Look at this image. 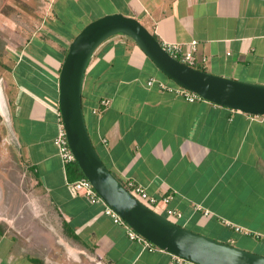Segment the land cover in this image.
I'll return each instance as SVG.
<instances>
[{
  "label": "crops",
  "instance_id": "crops-1",
  "mask_svg": "<svg viewBox=\"0 0 264 264\" xmlns=\"http://www.w3.org/2000/svg\"><path fill=\"white\" fill-rule=\"evenodd\" d=\"M50 5L52 28L62 39L31 38L6 88L12 129L41 191L47 225L101 264H177L174 254L131 239L103 202L70 187L54 144L63 49L90 21L121 12L138 18L162 44L197 40L196 67L264 84V0H51ZM159 73L132 38L116 34L97 48L82 99L100 156L122 182L134 179L150 194L169 198L161 207L180 212L172 217L177 223L198 232L219 223L229 229L220 240L234 245L231 231L264 239V115L204 98L189 101L157 83L148 86L156 78L177 87ZM102 100L110 103L104 107ZM248 215L262 223L260 230L243 223ZM6 223L0 222V264H37L34 259L48 264L34 240Z\"/></svg>",
  "mask_w": 264,
  "mask_h": 264
},
{
  "label": "water",
  "instance_id": "water-1",
  "mask_svg": "<svg viewBox=\"0 0 264 264\" xmlns=\"http://www.w3.org/2000/svg\"><path fill=\"white\" fill-rule=\"evenodd\" d=\"M132 38L175 84L219 105L264 115V84L190 66L172 56L136 17L121 12L87 23L73 38L59 73V110L69 146L83 174L104 202L157 247L196 264H264V254L190 229L152 209L124 185L100 156L86 123L83 82L90 59L107 39Z\"/></svg>",
  "mask_w": 264,
  "mask_h": 264
},
{
  "label": "rangeland",
  "instance_id": "rangeland-1",
  "mask_svg": "<svg viewBox=\"0 0 264 264\" xmlns=\"http://www.w3.org/2000/svg\"><path fill=\"white\" fill-rule=\"evenodd\" d=\"M50 3L51 0H0V39L4 42L3 49L0 50V86L6 101L11 70L15 67L19 54L27 57L26 46L30 39H50L53 43L62 39V32L52 28ZM70 18L73 17L67 16L68 20ZM66 25H69L66 29L72 26ZM64 33L67 34V30ZM159 74L171 81L168 76ZM22 154L12 129L10 106L7 103V115L0 109V222H9L6 223L9 229L22 232L34 240L37 248L46 253L45 261L48 264H101L95 256L81 252L66 238L63 239L56 229L47 225V218H44L45 213L41 208V191L37 190L28 161ZM241 219L254 229L260 230L262 227V223L249 215ZM199 232L220 239L229 229L218 223ZM231 234L236 238L235 245L264 254V239L256 235L247 237L240 232L231 231Z\"/></svg>",
  "mask_w": 264,
  "mask_h": 264
},
{
  "label": "built area",
  "instance_id": "built-area-1",
  "mask_svg": "<svg viewBox=\"0 0 264 264\" xmlns=\"http://www.w3.org/2000/svg\"><path fill=\"white\" fill-rule=\"evenodd\" d=\"M163 46L172 56H174L181 62H184L190 66L196 67L195 66V63H196L195 52L197 49V40H192L191 42L186 43V44L168 43V44H163ZM155 83H157L163 89L172 90V91L177 92L178 94L182 95L185 99L189 101H195L196 99L202 98L197 93L190 91L179 85H177V87L175 88L167 86L165 83L157 80L156 78H151L147 82L148 86H152ZM109 103H110L109 100H102V106L104 107L107 106ZM55 111L58 115L59 129H58L57 135L54 138V144L57 148V155L60 157L62 163L66 166L67 164L76 162V158L69 146L66 132H65L63 122L61 119L59 107ZM68 183L71 188H73L77 192H81L85 194V196H87L92 201L103 202L105 204V212L108 215H110L116 223L123 224L127 228V233L131 239L139 241L147 249H150V250L160 249L159 247L154 245L152 242L144 238L137 231H135L132 227H130L128 223L120 215H118L110 206H108L104 202V200L98 195V193L93 187V184L86 176L81 177L75 181H68ZM123 183L134 196H136L138 199H140L142 202H144L146 205H148L152 209L170 218L171 220H173L172 217L175 218V217L181 216L180 212L172 208H167V206L161 207V202H164L167 204L169 201V198L167 197L158 198L155 195L150 194L142 184L138 183L137 181L131 178H128ZM205 214L209 215L210 212L205 211ZM174 257L176 259L177 264H196L190 260L184 259L176 255H174Z\"/></svg>",
  "mask_w": 264,
  "mask_h": 264
},
{
  "label": "trees",
  "instance_id": "trees-1",
  "mask_svg": "<svg viewBox=\"0 0 264 264\" xmlns=\"http://www.w3.org/2000/svg\"><path fill=\"white\" fill-rule=\"evenodd\" d=\"M153 34H154V36L158 39V36H157L155 33H153ZM121 35H123V34H121ZM123 36H126V35H123ZM126 37H128V36H126ZM128 38H130V37H128ZM158 40H159V39H158ZM159 41H160V40H159ZM3 46H4V42L0 39V50L3 49ZM63 51H64V53H65V55H66V53H67V51H68V48L63 49ZM7 67H8V66H7ZM197 68H198V67H197ZM9 69H10V68H9ZM199 69H201V70H205V69H202V68H199ZM66 171H67V175H68V179H69V181H75V180H77V179H79V178L85 176V175L83 174L81 168H80L79 165L77 164V162H73V163L67 164V165H66ZM65 229L67 230L66 232L70 234V229H69V226H68L67 224H66V226H65ZM71 234H72V233H71ZM34 260H35V262H36L37 264H43V261L40 260V259H34Z\"/></svg>",
  "mask_w": 264,
  "mask_h": 264
},
{
  "label": "bare ground",
  "instance_id": "bare-ground-1",
  "mask_svg": "<svg viewBox=\"0 0 264 264\" xmlns=\"http://www.w3.org/2000/svg\"><path fill=\"white\" fill-rule=\"evenodd\" d=\"M0 109L5 115H7V102H6L5 97L3 95V91L1 89V86H0Z\"/></svg>",
  "mask_w": 264,
  "mask_h": 264
},
{
  "label": "clouds",
  "instance_id": "clouds-1",
  "mask_svg": "<svg viewBox=\"0 0 264 264\" xmlns=\"http://www.w3.org/2000/svg\"><path fill=\"white\" fill-rule=\"evenodd\" d=\"M161 249V248H160Z\"/></svg>",
  "mask_w": 264,
  "mask_h": 264
}]
</instances>
